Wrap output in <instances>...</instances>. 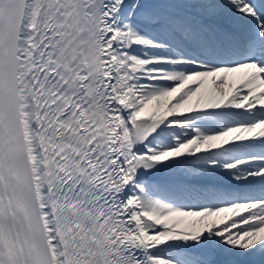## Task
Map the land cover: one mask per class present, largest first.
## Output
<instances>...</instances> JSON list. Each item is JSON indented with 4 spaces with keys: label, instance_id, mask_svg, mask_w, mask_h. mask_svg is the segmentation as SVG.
<instances>
[{
    "label": "snow or ice",
    "instance_id": "snow-or-ice-1",
    "mask_svg": "<svg viewBox=\"0 0 264 264\" xmlns=\"http://www.w3.org/2000/svg\"><path fill=\"white\" fill-rule=\"evenodd\" d=\"M0 264H264V0H0Z\"/></svg>",
    "mask_w": 264,
    "mask_h": 264
}]
</instances>
